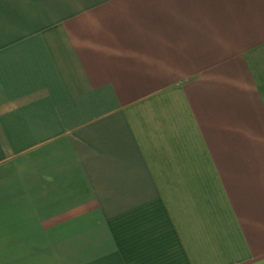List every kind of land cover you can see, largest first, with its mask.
<instances>
[{"label":"crops","instance_id":"crops-1","mask_svg":"<svg viewBox=\"0 0 264 264\" xmlns=\"http://www.w3.org/2000/svg\"><path fill=\"white\" fill-rule=\"evenodd\" d=\"M0 264H264V0H0Z\"/></svg>","mask_w":264,"mask_h":264}]
</instances>
